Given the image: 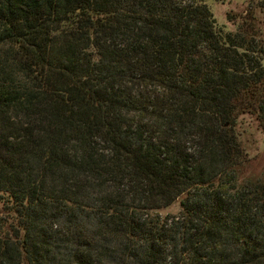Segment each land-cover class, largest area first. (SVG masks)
Returning a JSON list of instances; mask_svg holds the SVG:
<instances>
[{
	"label": "trees",
	"instance_id": "16d2710c",
	"mask_svg": "<svg viewBox=\"0 0 264 264\" xmlns=\"http://www.w3.org/2000/svg\"><path fill=\"white\" fill-rule=\"evenodd\" d=\"M207 1L0 0V264H264V17Z\"/></svg>",
	"mask_w": 264,
	"mask_h": 264
},
{
	"label": "rangeland",
	"instance_id": "374dc122",
	"mask_svg": "<svg viewBox=\"0 0 264 264\" xmlns=\"http://www.w3.org/2000/svg\"><path fill=\"white\" fill-rule=\"evenodd\" d=\"M261 0H208L217 26L226 32H237L238 25L244 20L247 12L254 17L262 19L264 13L257 9ZM229 14L232 16L230 21ZM250 18V16H247ZM264 38V26L258 27ZM264 65V56H263ZM237 135L246 153V161L238 170V177L241 184L249 180L261 181L264 183V133L257 123L249 116L242 117L237 126ZM181 200L173 206L161 211V215H177L181 211Z\"/></svg>",
	"mask_w": 264,
	"mask_h": 264
}]
</instances>
